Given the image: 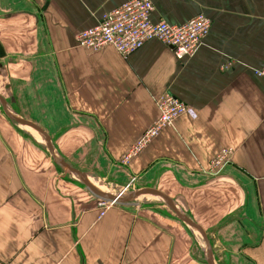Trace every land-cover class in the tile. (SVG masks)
<instances>
[{"label":"crops","instance_id":"1","mask_svg":"<svg viewBox=\"0 0 264 264\" xmlns=\"http://www.w3.org/2000/svg\"><path fill=\"white\" fill-rule=\"evenodd\" d=\"M127 1L0 0L4 56L34 54L32 84L48 111L36 125L79 134L81 152L102 175L146 184L159 175L157 187L179 209L203 215L200 225L219 238L225 264H264V79L255 74L264 68V0H148L152 22L181 25L199 14L211 21L182 59L156 40L126 57L76 44L77 33ZM165 94L194 116L180 115L123 163ZM0 125V264H200L188 249L195 232L170 216L96 198L73 206L63 183L25 175L22 152L8 148L7 120ZM224 149L228 163L210 172Z\"/></svg>","mask_w":264,"mask_h":264},{"label":"rangeland","instance_id":"2","mask_svg":"<svg viewBox=\"0 0 264 264\" xmlns=\"http://www.w3.org/2000/svg\"><path fill=\"white\" fill-rule=\"evenodd\" d=\"M33 55L34 54H28L26 56L21 55L19 56L18 60L16 56L11 55L0 58V95L6 100L7 105L11 109V111L19 115L20 117L36 124L35 122H37L38 120L47 121L48 111L46 109H43L41 103H39V101L37 100V98L39 97L37 93V86H34L32 84L31 58ZM23 60L24 62H22ZM41 96L47 97V93H44ZM1 118L3 120H7V137L9 144L8 148L11 150L22 152L23 154L18 156V163L23 166L25 175H28L29 172H31V174L35 171L43 172V175L39 174L42 178H37L36 181L51 180L56 182L57 184L63 183L65 187H67L65 191H68L65 192V195L69 197L68 200H71L73 206L76 205L75 200L78 198L88 201L96 198L76 178H74V176L56 167L41 142L37 141L38 139L35 136H32L31 132H29L25 128L23 129L18 125L11 123L3 115L0 109V120ZM37 126L43 129L47 135L49 133L48 136L53 139V146L62 160L79 171L85 173L90 172L91 176L89 175V178L91 182L97 183V185L103 188V190H105L106 192L119 194L127 193L129 191H135L142 188H153L164 193V191L157 187L160 184L159 175H153L152 177H150V179L147 181V184L135 178H131L129 180L126 178L114 179L111 178V176L108 177L106 173L105 175H102L100 172L95 170V158L81 152L80 144L82 142H80L78 139L80 137L79 134H76V136L75 134L72 136L69 134H65L63 136L62 133L69 129L65 126H48L46 124ZM83 144L85 145L86 143ZM127 160L128 159H123L122 162L124 163ZM21 161L23 162L21 163ZM48 176L49 179H47ZM164 181L165 180H161V182ZM165 191L167 192V194L177 196V198L178 193H182V191ZM173 201L176 202L175 199H173ZM107 204H109L110 206L117 205L115 203L111 204L109 202ZM131 205L145 210L146 213L150 212L154 216L165 218L170 216L171 218L177 220L175 215L165 205H163L159 200H156L155 198H140L131 203ZM194 207L198 209V205ZM183 209L185 211H182L188 218L192 219L193 217H195L196 220H198L194 221L198 225L204 222L202 214H199L197 212L195 213L194 211L193 213H191L190 211H188L189 207H183ZM178 223L180 224V222ZM208 223L209 222H205V224ZM224 224L225 221L223 220L219 222L220 227ZM203 230L209 238L210 231H207V229L204 228ZM194 235L196 239L194 241L192 239L191 242L188 238L189 235L185 234V239L190 241V244H188L190 246L188 248L190 252L189 255L196 259L200 264H205L203 253L201 250V247L203 246L202 239L200 238L198 233L195 232ZM217 239L219 238H209V240L211 241L210 245H215L214 249L211 246L212 252L213 250L218 252H213L215 260L216 262H218L217 264H225L227 263V255L225 254L226 251L222 247H220V243L217 241Z\"/></svg>","mask_w":264,"mask_h":264},{"label":"built area","instance_id":"3","mask_svg":"<svg viewBox=\"0 0 264 264\" xmlns=\"http://www.w3.org/2000/svg\"><path fill=\"white\" fill-rule=\"evenodd\" d=\"M153 6L148 0H130L103 15L95 27L80 31L75 36L76 44L86 50L97 51L112 47L126 57L146 42L156 40L173 50L177 59L194 54L211 27V21L199 14L181 25L164 21L152 22ZM264 79V68L255 72ZM158 116L130 146L123 159H130L147 146L164 128L182 114L194 116V112L172 95L165 94L155 101ZM230 151L221 150L209 162L210 172L223 168L229 161Z\"/></svg>","mask_w":264,"mask_h":264},{"label":"water","instance_id":"4","mask_svg":"<svg viewBox=\"0 0 264 264\" xmlns=\"http://www.w3.org/2000/svg\"><path fill=\"white\" fill-rule=\"evenodd\" d=\"M4 51L0 46V58L4 57ZM0 109L3 115L13 124L18 125L21 128H27L29 130L34 131L40 138L41 144L45 147L46 151L48 152L52 162L58 168L67 173L71 174L76 178L94 197L98 199H102L109 203H115L119 205H127L135 202L140 198L152 197L156 200H159L163 205H165L177 218V220L182 223L186 228H188L192 232H197L200 238L202 239L203 246L201 247L203 253V259L205 264H216L212 252V247L210 245L209 238L207 237L203 228L194 222L192 219L188 218L184 212L177 207L175 202L169 198L164 193L153 189V188H142L135 191H129L127 193H119V194H112L106 191H102L97 188L90 180L89 176L74 168L73 166L66 163L62 158L58 155L57 151L55 150L53 143L51 142L49 136L46 132L41 129L36 124L20 117L19 115L15 114L11 109L8 107L6 100L0 95ZM26 129V130H27Z\"/></svg>","mask_w":264,"mask_h":264},{"label":"bare ground","instance_id":"5","mask_svg":"<svg viewBox=\"0 0 264 264\" xmlns=\"http://www.w3.org/2000/svg\"><path fill=\"white\" fill-rule=\"evenodd\" d=\"M32 131V130H31ZM34 132V131H33ZM96 187H98L100 190H102V191H105V190H103V188H101L99 185H97V183H93ZM112 204V203H111ZM197 233V232H196Z\"/></svg>","mask_w":264,"mask_h":264}]
</instances>
